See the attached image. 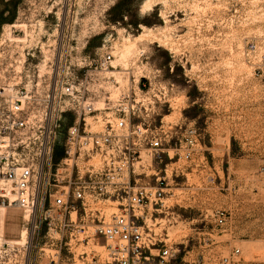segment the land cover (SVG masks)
<instances>
[{
  "label": "rangeland",
  "instance_id": "374dc122",
  "mask_svg": "<svg viewBox=\"0 0 264 264\" xmlns=\"http://www.w3.org/2000/svg\"><path fill=\"white\" fill-rule=\"evenodd\" d=\"M249 44L255 57L246 54ZM107 53L88 89L111 101L133 92L144 107L127 119L140 124L145 142L129 185L155 186L163 177V207L145 209L147 226L175 243L198 230L215 255L235 246L264 264V0H0V101L28 78L43 89L58 54L69 65L85 59L91 70ZM72 118L68 112L65 123ZM186 125L199 133L189 160L150 158L149 139ZM62 142L63 130L54 163ZM115 205L100 199L86 211L107 219ZM6 207L0 204V264H51L50 248L66 241V232L47 231L43 221L34 226ZM215 210L225 213L221 226L210 216ZM183 255L171 264H183Z\"/></svg>",
  "mask_w": 264,
  "mask_h": 264
},
{
  "label": "built area",
  "instance_id": "2783aa9c",
  "mask_svg": "<svg viewBox=\"0 0 264 264\" xmlns=\"http://www.w3.org/2000/svg\"><path fill=\"white\" fill-rule=\"evenodd\" d=\"M246 50L249 56L257 54L255 44ZM109 59V53L98 56L93 68L86 70L85 59L69 65L58 54L47 65L49 79L43 89L28 78L3 97L0 204L20 210L34 226L43 221L47 231L66 232L67 240L50 248L51 264H171L180 250L184 251L183 264H211L210 257L215 264H259L242 257L235 246L215 255L205 249L208 239L199 238L202 232L198 230L196 237L175 243L147 226L143 212L148 206L163 207L166 192L161 186L163 177H157L155 186L129 185V173L137 174L134 162L145 142L140 124L129 126L127 119L144 107L134 101L133 92H120L111 101L100 89H88L89 84H96ZM76 72H82V78ZM99 100L101 106L96 105ZM68 112L73 118L65 123ZM61 130L62 158L54 163ZM162 141L167 148H161ZM198 141L197 128L186 125L182 130L168 127L163 139L152 137L146 143L150 158L161 161L164 155L175 163L189 160ZM61 181L65 184L59 187ZM100 199L115 203L117 212L104 219L98 211H86ZM210 216L216 226L223 225V210Z\"/></svg>",
  "mask_w": 264,
  "mask_h": 264
},
{
  "label": "bare ground",
  "instance_id": "6f19581e",
  "mask_svg": "<svg viewBox=\"0 0 264 264\" xmlns=\"http://www.w3.org/2000/svg\"><path fill=\"white\" fill-rule=\"evenodd\" d=\"M7 208V207H6Z\"/></svg>",
  "mask_w": 264,
  "mask_h": 264
}]
</instances>
